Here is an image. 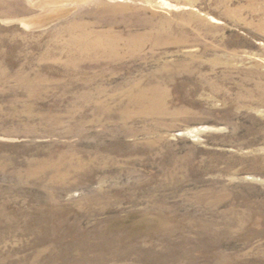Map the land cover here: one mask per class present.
Returning a JSON list of instances; mask_svg holds the SVG:
<instances>
[{
    "label": "rangeland",
    "instance_id": "obj_1",
    "mask_svg": "<svg viewBox=\"0 0 264 264\" xmlns=\"http://www.w3.org/2000/svg\"><path fill=\"white\" fill-rule=\"evenodd\" d=\"M0 264H264V0H0Z\"/></svg>",
    "mask_w": 264,
    "mask_h": 264
},
{
    "label": "bare ground",
    "instance_id": "obj_2",
    "mask_svg": "<svg viewBox=\"0 0 264 264\" xmlns=\"http://www.w3.org/2000/svg\"><path fill=\"white\" fill-rule=\"evenodd\" d=\"M99 40V39H98ZM101 43V42H100ZM103 44H104V46H108V47H110V51L108 50V53H110L111 51H112V48H114L115 46H116V44H115V42L114 41H112V40H108V41H105V43L103 42ZM92 47L91 46H89V45H87L86 44V42H80V50L81 51H88V50H90ZM103 48H105V47H103ZM102 48V49H103ZM94 49V48H93ZM104 51V50H103ZM90 102V101H89ZM199 131L200 130H198V129H194V130H191V131H189V134L191 135V136H193V137H196V134H199ZM192 134H194V135H192ZM27 176H33V177H35V178H40L41 177V175L39 174V172L38 171H28L27 172ZM32 182H36V183H40L39 181H32Z\"/></svg>",
    "mask_w": 264,
    "mask_h": 264
}]
</instances>
